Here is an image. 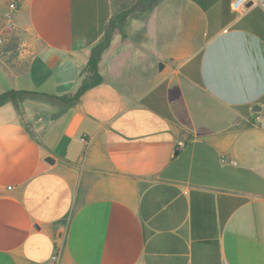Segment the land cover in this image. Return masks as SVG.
<instances>
[{
    "label": "crops",
    "instance_id": "crops-1",
    "mask_svg": "<svg viewBox=\"0 0 264 264\" xmlns=\"http://www.w3.org/2000/svg\"><path fill=\"white\" fill-rule=\"evenodd\" d=\"M117 12H16L27 64L0 93L46 95L0 107V264H264V0H157L71 100Z\"/></svg>",
    "mask_w": 264,
    "mask_h": 264
},
{
    "label": "trees",
    "instance_id": "trees-1",
    "mask_svg": "<svg viewBox=\"0 0 264 264\" xmlns=\"http://www.w3.org/2000/svg\"><path fill=\"white\" fill-rule=\"evenodd\" d=\"M23 0L18 1V8L20 7ZM157 0H136L132 6L129 7H121L120 11L115 13L109 20L105 37L104 39L98 43L92 50L91 58L89 63L84 71L85 77L83 82L78 89V91L74 94L73 97H70L71 100L76 101L80 98V96L91 86L101 82L103 80L102 76L99 73V62L102 57V53L109 46L111 39L114 36L116 31H119L123 36L126 35L125 27L127 24L128 17L132 14L138 12V15L148 14L155 5ZM46 95L44 93L34 92V91H26V90H9L0 93V107L12 103L16 106L19 113L20 111V103L26 99L27 96L30 95ZM242 112L249 113V106H241L238 107ZM255 119L245 120L242 119L240 122L232 127V129H242V128H250L253 126ZM148 185L147 183L142 185L143 187Z\"/></svg>",
    "mask_w": 264,
    "mask_h": 264
},
{
    "label": "rangeland",
    "instance_id": "rangeland-1",
    "mask_svg": "<svg viewBox=\"0 0 264 264\" xmlns=\"http://www.w3.org/2000/svg\"><path fill=\"white\" fill-rule=\"evenodd\" d=\"M18 1L19 0H0V37L3 38V43L0 45V64H2L6 68H13L15 70H21L25 68L27 60L26 58H23L22 54L24 53V49H26L28 45L25 33H22L16 27V12L14 13L12 20H10L7 16L10 4L13 2L18 3ZM114 1L116 2L118 11H120L122 6H132L136 0ZM141 16H143V14L138 15V12L130 15L127 20L125 32H127V28H130L132 26L133 18ZM118 32L119 31H116L115 33ZM26 99L39 100L44 98L37 95H30L27 96ZM22 105L23 101L20 103V109L22 108Z\"/></svg>",
    "mask_w": 264,
    "mask_h": 264
},
{
    "label": "built area",
    "instance_id": "built-area-1",
    "mask_svg": "<svg viewBox=\"0 0 264 264\" xmlns=\"http://www.w3.org/2000/svg\"><path fill=\"white\" fill-rule=\"evenodd\" d=\"M253 2V0H230L231 8L234 12L238 14H245L249 8L250 5H248L250 2ZM18 4L17 3H11L9 7V12L7 14L8 18L10 20L13 19L14 13L18 11ZM3 43V38L0 37V45ZM56 257V256H55Z\"/></svg>",
    "mask_w": 264,
    "mask_h": 264
},
{
    "label": "water",
    "instance_id": "water-1",
    "mask_svg": "<svg viewBox=\"0 0 264 264\" xmlns=\"http://www.w3.org/2000/svg\"><path fill=\"white\" fill-rule=\"evenodd\" d=\"M248 5H251V2H250ZM163 67H164V64H163V63H160V64H159V68L162 70ZM253 110H254V111H260V110H261V106H259V105H255V106L253 107ZM46 161L49 162V163H54V162H55L54 158H52V157H47V158H46Z\"/></svg>",
    "mask_w": 264,
    "mask_h": 264
}]
</instances>
